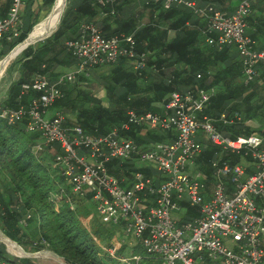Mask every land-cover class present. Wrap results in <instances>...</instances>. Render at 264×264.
<instances>
[{
	"label": "trees",
	"instance_id": "obj_1",
	"mask_svg": "<svg viewBox=\"0 0 264 264\" xmlns=\"http://www.w3.org/2000/svg\"><path fill=\"white\" fill-rule=\"evenodd\" d=\"M10 1L0 2L1 17L5 16ZM54 1L42 0V4L50 8ZM227 1L230 0H198L197 3L212 2L225 11ZM33 2L30 0L31 10ZM133 2L114 0L102 5L98 0H66L58 27L56 24L46 35L56 30L20 52L18 76L10 83L0 107L16 109L28 105L31 98L41 95L40 91L30 87L37 75L42 74L52 82L60 74L57 67L76 66L77 60L68 50L66 41L79 35L82 24L92 23L106 36L132 35L136 57H120L115 64L106 65L109 66L106 72L98 73L96 69L101 66H96L78 73L74 80H65L58 85L63 95L49 106L48 113L53 110L73 116H66V127L76 125L92 135L107 134L117 128L121 137L132 140L142 150L147 149L152 143L173 139L174 134L170 130L152 129L147 124L126 127L129 111L161 113L172 92L212 88L214 92L199 114L200 119L202 116L211 118L224 135L232 138L264 134V128L247 123L250 120H255L258 125L264 122V61L257 63L259 76L245 84L242 62L236 49L232 45L218 47L209 44L206 41L208 34L203 32V19L191 9L178 5L164 9L160 3L142 0L140 5L127 11L125 8ZM246 21V33L264 46V0H257L252 5ZM36 23H27L7 51L4 52L3 48L2 56L23 41ZM140 55H144L145 66L135 69L134 60ZM89 72L101 83L103 99L93 91L87 76ZM23 85L29 87L24 89ZM223 112L231 122L219 121ZM232 112L240 114V119L232 118ZM26 123L27 118L13 124L0 118V170L5 172L0 180L2 231L27 248L33 239L24 230L33 222V215L37 219L40 236L50 241L51 250L70 264H136L134 260L122 259L137 255L138 249H143L140 243L137 242L133 250L127 243H121L114 256L108 252L117 231L124 235L120 226L102 219L91 192L87 191L83 196L72 192L71 184L62 175L60 166L55 164L58 144L36 150L37 144L43 143V138L38 132L27 131ZM217 156L231 164L250 159L203 140L202 151L194 163L205 179L208 193L214 180L210 162ZM106 167L110 174L121 180L125 177L131 181L132 172L136 170L151 174L149 168L135 160L110 159ZM252 171L248 170L249 173ZM129 181L125 184L129 185ZM59 193L61 200L56 211L53 200ZM73 202L75 206L71 208L70 203ZM29 212L31 214L27 217ZM193 212L196 208L187 207L188 215ZM23 218L26 225L20 223ZM81 218L89 219V228ZM31 248V251L40 249L32 245ZM0 258L13 259L1 241ZM18 259L35 264L33 259Z\"/></svg>",
	"mask_w": 264,
	"mask_h": 264
},
{
	"label": "built area",
	"instance_id": "obj_2",
	"mask_svg": "<svg viewBox=\"0 0 264 264\" xmlns=\"http://www.w3.org/2000/svg\"><path fill=\"white\" fill-rule=\"evenodd\" d=\"M98 1L102 5L114 2ZM148 1L160 3L164 9L173 5L191 9L203 19L209 44L232 45L236 49L245 84L259 76L257 63L264 61V46L246 33V17L257 0H237L231 13L212 2L199 5L195 0ZM23 2L11 0L6 15L0 17V46L19 36ZM66 46L77 60L75 68L57 83L37 75L30 87L40 91V97H33L28 105L16 109L0 108V118L8 124L27 118L26 130L38 132L43 138L36 150L58 144L55 163L71 184L72 192L80 196L91 192L102 219L120 226L125 237L136 238L145 252L162 264H264V134L232 138L224 135L211 118L200 119L199 114L214 92L212 88L172 92L161 113L129 111L126 127L147 124L174 134L173 139L152 143L147 149L121 137L117 128L92 135L76 125L66 127L62 113H48L49 106L63 95L57 85L74 80L89 68L113 65L120 57H136L132 35L106 36L92 23L82 24L79 35L68 39ZM144 66V55H140L134 60V68ZM28 87L23 85L24 89ZM230 116L240 119L237 112ZM219 121L231 122L225 112L219 115ZM204 139L250 158L235 164L221 161V156L212 159L214 180L209 193L202 174L190 170L202 151ZM110 159L135 160L158 173L136 170L131 181L125 177L121 180L108 172L106 162ZM185 206L197 208L190 219L186 218L187 210L179 214V208ZM20 223L26 225L25 218ZM32 245L46 250L48 242L41 238ZM120 245L119 242L107 250L114 256ZM122 260L137 264L140 257ZM0 264L14 263L0 258Z\"/></svg>",
	"mask_w": 264,
	"mask_h": 264
},
{
	"label": "rangeland",
	"instance_id": "obj_3",
	"mask_svg": "<svg viewBox=\"0 0 264 264\" xmlns=\"http://www.w3.org/2000/svg\"><path fill=\"white\" fill-rule=\"evenodd\" d=\"M66 1V0H65ZM227 2L224 4L226 5ZM53 7V6H52ZM52 7L50 8H46L43 6V4L41 3V1L35 6L34 10L30 8V5H28V0H24L23 4L21 5L20 7V18H21V21L24 20L26 21V23H28L29 21H33V22H30V24H34L35 21H37V23L34 25L36 26L38 23L40 22H43L47 17L48 15L50 14L51 12V9ZM65 7H66V4H65ZM226 7V6H225ZM65 9V8H64ZM229 13H231V11H229ZM63 14V13H62ZM61 14V15H62ZM23 18V19H22ZM23 22V21H22ZM33 26V27H34ZM58 26V25H57ZM22 29H25L26 26L25 24L23 25L22 23ZM33 29V28H32ZM16 40V39H15ZM14 40V41H15ZM14 41H11V42H14ZM11 42H3L2 45L0 46V52L3 51V48H4V52L7 51V49L9 48V46L11 45ZM9 43V44H8ZM36 43V42H35ZM5 56V55H4ZM4 56H2V54L0 53V59H2ZM20 57V53L17 54L15 57H13L8 63L7 65L5 66L4 70L2 71V76L0 78V104L2 105L3 103V99L6 95V90H7V87L8 85H10V83L17 78L18 76V72H17V65H18V59ZM94 68V67H92ZM91 68V69H92ZM109 66H106V65H103L99 68L96 69V71L98 73H102V72H106L108 70ZM90 69V68H89ZM88 69V70H89ZM86 70V72L88 71ZM87 76H88V79L89 81L91 82V86H92V89L93 91L96 93V95H98L99 97H101L102 99L104 97H102L104 95V92H103V89H102V85L101 83L99 82V80H97L92 74L87 73ZM1 108V107H0ZM55 111H50L49 114H53ZM64 115V120L65 118L69 117L70 115ZM67 116V117H66ZM70 118H73V116H70ZM248 124H251L252 126H258L260 127V129H263L264 128V122H262L260 125H258V123L255 121V120H250L247 122ZM138 163V162H137ZM56 164V163H55ZM139 164V163H138ZM245 165H249V164H245ZM250 167V166H249ZM190 170L192 172H198V168L193 165L190 167ZM158 173V171H156L155 169H153V174H156ZM5 176V172L0 170V180H2ZM60 188H63V187H60ZM60 191V190H59ZM52 198V197H51ZM60 200H61V195L60 193L55 196L53 202H54V209L57 211L58 208H59V205H60ZM70 205H72L73 207L75 206V202L70 203ZM179 214L183 215L186 210H187V207H181L179 208ZM197 210V208H196ZM29 214H31V212L28 213L27 216H30ZM33 217V222L30 223L27 227H26V230H24L31 238V240L33 239V241H39L41 238H44L42 236H40V232H39V227H38V222H37V219L32 215ZM189 215L187 214L186 218L187 219H190L188 218ZM82 220V223L87 227L89 228L90 225H89V219L88 218H81ZM264 238V236H263ZM46 239V238H45ZM47 240V239H46ZM121 240V242H120ZM48 247L46 249L48 250H51V242L48 241ZM98 242V241H97ZM127 243V245L129 246V249H132L133 250V247L137 244L138 240L136 238H133V237H125L124 235L121 236L120 235V230L117 231V233L115 234V239L112 240V243L113 245H118V243ZM32 245V244H31ZM31 245H27L25 248V246L23 247L22 245H20L24 250L26 251H29V252H33L31 251L32 248H31ZM34 246V245H32ZM34 247H37V246H34ZM113 247V246H112ZM120 247V246H119ZM136 247V246H135ZM38 248H41V247H38ZM28 249V250H27ZM118 249V248H117ZM7 251V250H6ZM38 251V250H37ZM135 251H136V248H135ZM8 252V251H7ZM4 253V252H3ZM10 256L13 257V259L11 261H13L14 264H27V263H23L20 259V257L16 258L17 256H15L14 254L8 252ZM115 254V253H114ZM137 254L139 257H140V260L138 261V264H162V262L154 257V256H150L148 255L144 249H141L135 253ZM116 255V254H115ZM15 256V257H14ZM34 261H37L39 262L40 264H59L58 262L56 261H53L52 259H49V260H45V261H42L41 259H33ZM136 262V261H135ZM35 263V262H34ZM36 264V263H35Z\"/></svg>",
	"mask_w": 264,
	"mask_h": 264
},
{
	"label": "water",
	"instance_id": "obj_4",
	"mask_svg": "<svg viewBox=\"0 0 264 264\" xmlns=\"http://www.w3.org/2000/svg\"><path fill=\"white\" fill-rule=\"evenodd\" d=\"M56 30V29H55ZM54 30V31H55ZM53 31V32H54ZM52 32V33H53ZM52 33H49L48 35H45L43 37L37 38V39H32L30 37V33H28L27 37L19 42L18 44H16L2 59H0V66H2L4 64L5 61H8L10 59V54L13 52V50L20 44H24V46L22 47V49L20 50V52L26 48L27 46L34 44L35 42H38L40 40H43L44 38H47L48 36H50ZM0 241L5 245L6 250L12 254H14L17 257L20 258H27V259H39V258H50L55 260L56 262H58L59 264H70L67 261H65V259L60 256L59 254H57L56 252H54L53 250H38V251H33V252H29L24 250L20 244H18L16 241L12 240L11 238H9L0 228Z\"/></svg>",
	"mask_w": 264,
	"mask_h": 264
},
{
	"label": "bare ground",
	"instance_id": "obj_5",
	"mask_svg": "<svg viewBox=\"0 0 264 264\" xmlns=\"http://www.w3.org/2000/svg\"><path fill=\"white\" fill-rule=\"evenodd\" d=\"M65 4L66 1L65 0H55L53 7L51 9L50 14L48 15V17L43 21L38 23L36 26L33 27V29L30 32V37L32 39H37L40 37H43L46 35V33H48L58 22H60L59 20L61 19V14L64 11L65 8ZM59 25V24H58ZM58 26H56L57 28ZM55 28V29H56ZM54 29V30H55ZM53 30V31H54ZM52 31V32H53ZM51 32V33H52ZM48 35V34H47ZM25 43L18 45L13 52L10 54V59L8 61H5L4 64L2 66H0V76L2 75V71L4 70L5 66L7 65V63L13 58L15 57L17 54L20 53V50L22 49V47L24 46Z\"/></svg>",
	"mask_w": 264,
	"mask_h": 264
},
{
	"label": "crops",
	"instance_id": "obj_6",
	"mask_svg": "<svg viewBox=\"0 0 264 264\" xmlns=\"http://www.w3.org/2000/svg\"><path fill=\"white\" fill-rule=\"evenodd\" d=\"M2 0H0V2H1ZM41 1V3H42V0H34V2H33V5H32V9L34 10V8H35V6L39 3ZM140 1H142V0H134V2L132 3V4H130V6H128V7H126L125 9L127 10V11H129V10H131L132 8H134L135 7V5L137 6L138 4L140 5ZM55 2V1H54ZM197 2H198V0H197ZM118 3V2H117ZM54 4V3H53ZM200 4H202V3H200ZM236 4H237V0H230V1H227V4L226 5H224V6H226V9H225V11L226 12H229V11H232L234 8H235V6H236ZM28 5H30V0H28ZM53 6V5H52ZM6 15V14H5ZM1 17V16H0ZM2 17H4V16H2ZM23 19V18H22ZM23 22V25L25 24V26L27 25V23H26V21H24V20H22ZM30 22H33V21H29L28 23H30ZM58 25V24H57ZM56 27V26H55ZM23 28V27H22ZM22 30V29H21ZM75 68V65L72 67V68H67V67H61V66H59V67H57V71L60 73L59 75H58V77H61V75H64V74H66V73H70L73 69ZM57 77V79L56 80H54V81H52V83H57L58 82V78ZM60 84H62V83H60ZM60 84H58V85H60ZM57 85V86H58ZM8 87H9V85H8ZM8 87H7V89H8ZM6 92H7V90H6ZM205 140V139H204ZM242 163H244V164H246L245 163V161H243ZM252 168L250 167L248 170H251ZM253 170V169H252ZM151 173H153V170H151ZM39 259H41L42 261H45V260H49L50 258H39ZM53 260V259H52ZM53 261H55V260H53ZM36 264H40L39 262H37V261H34Z\"/></svg>",
	"mask_w": 264,
	"mask_h": 264
}]
</instances>
